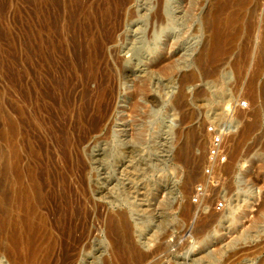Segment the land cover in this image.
<instances>
[{
	"label": "rangeland",
	"instance_id": "374dc122",
	"mask_svg": "<svg viewBox=\"0 0 264 264\" xmlns=\"http://www.w3.org/2000/svg\"><path fill=\"white\" fill-rule=\"evenodd\" d=\"M136 1V5L132 4L134 11L137 5L146 6L151 0ZM186 1L165 2L172 18L183 15L188 22L175 19L170 25L174 28L164 25L163 37L158 41L163 53L159 61L150 64L149 70L155 67L151 72H137L155 42L150 20L146 43L140 42L146 20L137 14L126 23L128 28L125 26L120 38L100 49L97 73L113 75L124 65L123 69L132 70L125 78L149 75V94L143 101L134 100L142 109L135 114L137 117L129 111L134 101L119 100L121 106H128H124V113H111L106 104L96 127L92 106L97 82L91 78L86 52L92 35L106 42L104 31L110 22L101 17L100 11L112 7V0H0V103L5 118L20 126L21 164L37 167L46 189L61 185L67 191L71 218L61 223L57 215L50 213L49 219L56 222L59 244L64 246L73 236L78 240L83 252L74 264L125 263L127 254L117 252V232L109 227L108 217L125 210L128 242L143 253V258L133 264H264V170L259 172L264 160V56L254 53L258 34L254 30L252 35L242 27L237 46L225 60L221 59L216 73H188L196 70L193 61L206 43L200 21L209 1L191 0L190 8L178 9L179 3ZM156 32L161 33L159 28ZM170 34L174 39H168ZM169 41L175 45L171 47ZM195 41L197 46L190 49L189 44ZM243 46L249 50L246 55L241 52ZM119 50L132 56L131 63L122 65L116 60ZM234 60L243 64L242 75L229 69ZM173 63L179 67L169 73L167 67ZM257 66L261 71L253 73ZM188 74L195 76L183 85L184 75ZM239 75L243 76L241 80ZM253 76L260 95L258 103L246 94ZM181 89L187 91L183 110L176 101ZM141 102H145L143 106ZM259 105L257 126L233 152L231 143L238 140L246 124L254 121L251 113ZM2 114L0 132L7 129ZM215 123L230 125L223 138L226 161L214 167L212 175H206V152L211 139L208 130ZM191 129L199 130L201 138L181 136L183 130L186 133ZM66 138L72 145H66ZM185 142L191 145L189 159L199 160L201 156V163L190 166L195 167L197 174L193 173V178L197 179L187 192L183 184L190 167H183L176 159ZM9 148V139L0 136V167L3 152ZM7 178L1 187H8L10 173ZM47 207L55 208L53 204ZM67 229L72 232L69 237ZM61 245L51 264H73V259H63ZM5 257L9 260L7 254ZM43 263L41 260L38 264Z\"/></svg>",
	"mask_w": 264,
	"mask_h": 264
},
{
	"label": "bare ground",
	"instance_id": "6f19581e",
	"mask_svg": "<svg viewBox=\"0 0 264 264\" xmlns=\"http://www.w3.org/2000/svg\"><path fill=\"white\" fill-rule=\"evenodd\" d=\"M135 1L136 0H112V2L114 3L113 6L111 5L112 7L107 6L100 11L101 17L110 22L108 28H106L104 31V33L106 35V42H105V39L103 41H101L100 37H98V36L92 35V37L90 38L91 44H90L88 52H86V61H87L88 68L91 69V71L93 72L91 78L96 79V82H97V86L95 87V90H94L95 92L93 94V96H94L93 102L94 101L95 102H94V106H92V107H95L93 110L95 112V115H93L94 117H92V119L94 120V124L96 125V127H98L100 121L102 120V111H103V108L106 104L110 108V111H112L111 113H113V112L114 113H116V112L124 113L126 111L124 108L125 107L127 108L128 106L127 105H124L125 107L121 106V102L119 101L121 98L127 99L128 101H131V102H133L136 99L137 100L140 99V101H143V100L147 99L145 97L147 94H149L148 78H147L149 75L146 77H138V78L132 77V78H134L132 80L124 77L126 74L132 72V70L123 69V68H125L123 65L124 63L125 64L131 63V57L132 56L131 55L127 56L128 52L123 53L122 50H119V52L117 53L118 55L116 56V60L118 62L122 63L123 68L120 67V68L116 69V71L114 72L113 75H107L105 73H97L99 71L98 61L100 58L99 57L100 49H102L105 46V44L108 43V41L117 40L118 38H120L122 36V33H124L126 31V28H125L126 23H128V21L130 19H132L134 17L133 15H135V14H137L136 16H138L140 18L142 17V19L145 18V20H146L143 27H141V31H140V35L142 36L141 39L137 37L138 39L141 40L140 41L141 43H142V41L144 43L146 41V38H147L146 34H148V33H146V28L148 26L147 23L150 20L151 26H152V34L154 36L152 38H154L153 40L155 41L154 46H153V49L150 48L151 50L149 49L148 53H146V56L143 59L144 60L143 64H141L140 66H138L136 64V66L139 67L137 72L146 74V73L151 72L153 70V68H155L152 66V68L149 70V67L151 66L150 64L151 63L153 64L154 62L159 61V59L161 58V55L163 53V47L161 48V44H159L158 41L163 37V31L162 30L164 28V25L166 24L167 27H169L170 25H172V23L175 21V19H178L179 22L180 21L183 22V20L185 22H188L186 19H184L186 16L184 17L181 14L180 15L183 16L182 18H181V16H178L176 14L177 16L174 15V17H173L174 19H173L172 18L173 14H171L168 11V9H166V7H167L165 5L166 0H151V1L149 0L150 2L148 0H146L145 3L148 1L149 4L146 6H143V5L138 6L137 5V7L135 9L137 11V13L132 8V4ZM208 1H209L208 2L209 5L207 6L208 8L205 12H203L202 21H200V23L202 22V25H201L202 29L201 28L200 29L202 30L204 37H207L206 43H204L206 45L204 46V44H203V48L199 47V48H202L201 50L199 49L200 51L198 50L200 52V55L198 57H196L193 61L194 62L193 66H195L194 68L196 70L189 71L188 73H208V74L209 73L210 74L216 73V68H217L218 63L220 61L225 60L226 56H227L226 54L229 53L230 51H232L235 46H237L235 44H236V41H238L237 36L240 33L238 31L242 27L246 28V30L244 29L246 32L252 31L251 34L254 33V30L257 31L258 35L255 34V36L256 37L258 36L257 37L258 43L255 42V45L256 44L257 45L255 47L256 52H254V53H256L257 55L260 54V55L264 56V0H208ZM191 2H192L191 0H187L186 3L182 2L185 4L184 6H181L182 3H179V6H177V7H178V9H182L183 7L190 8ZM109 3H110V1H109ZM121 5L122 6L127 5V7L123 6L125 8L124 13H123V17H124L123 19L121 18V12H120V10H121L120 6ZM192 5H193V2H192ZM195 6H196V4L194 5V7ZM182 13H185V12H182ZM186 15H189V14H186ZM180 19H182V20H180ZM179 22H178V24H180ZM172 26H170V27L174 28ZM156 28L160 29V31H161L160 34L158 32H156ZM138 29L136 28L135 30H138ZM128 30H130V28ZM201 30H200V33H201ZM132 31L133 30H131L130 32H132ZM242 31H241V33H242ZM252 35H254V34H252ZM247 36L249 38V34ZM247 36L245 39H247ZM171 37H172V35L170 37H168V39H171ZM250 37H252V36H250ZM172 38L174 39V36ZM253 38H255V37H253ZM173 39H172V41H173ZM201 39H202V37H201ZM134 40H135V35H134ZM195 40H196V38H195ZM255 40H256V38H255ZM250 42H251V40H250ZM170 43H171V47H172V45L174 43H172V42H170ZM196 43H198V41H195L194 43H190L189 48L191 47L190 49H192V47L197 46ZM253 43H254V41H253ZM132 44L135 45L134 42H132ZM169 46H170V44H169ZM244 47L245 46H243V49L241 50V52L246 55V54H248L249 50H247V48H244ZM173 48H176V47H173ZM145 49H144V52H145ZM126 51L132 52L131 50H128V49H126ZM199 52H197V53H199ZM122 53L124 55H122ZM174 56L175 55H173V57ZM143 57H144V54H143ZM224 57H225V59H224ZM221 59H223V60H221ZM181 62H184V61L182 60ZM222 63H224V62H221V64ZM229 63H231V62H229ZM183 66H184V64H183ZM230 66H231V68H229V67L228 68L232 69V72L239 73V74L244 73V66L239 61H237V60L232 61ZM118 67H119V64H118ZM178 67L179 66H177L173 63V65L172 64L168 65L167 70L170 71L169 73H171V71L173 72V70L178 69ZM219 67L220 66H218V68ZM141 68H142V70H139ZM222 68H224V67H222ZM222 68H220V70ZM164 69H165V67H164ZM156 70H157V68H156ZM164 71H163V73H164ZM175 71H177V70H175ZM260 71H261V69H259V67L257 66L253 70V73H259ZM188 75H184L183 85H184V83L187 82V80L193 79V77L195 76V74L192 76L190 74L189 76L192 77V78H190ZM167 76H168V74H167ZM127 77H130V76H127ZM238 77H240V80H241V78H243V76H240V75ZM102 78L104 79V81H102L103 80ZM106 78H108L107 82H106ZM181 79H182V76H181ZM239 83H240V81H239ZM179 87H180V85H179ZM179 87H178V89H179ZM263 90H264V88H263ZM181 91H182V89H181ZM186 92L187 91L183 90L181 93H179L180 95H177V97H176L177 98L176 99L177 104L178 105L180 104L181 107L184 106V104H186V100H187ZM155 93H157V92H155ZM161 93H163V92L161 91ZM246 94L253 103L259 102L260 95H259V91L257 89L256 84H254V76L250 80V84L248 86V90H247ZM203 99H204V97H203ZM111 101H113V103H111L112 105L109 104ZM137 102L138 101H136V102L134 101L133 102L134 104L133 105L131 104L132 106L130 107V110H129L131 112V114H134V116H136L135 114H137L138 110H142L141 106L139 104H137ZM214 102L216 103V101H214ZM238 102H240V100H238ZM141 103L143 106V104L145 102L144 103L141 102ZM260 109H261V105H259L258 107H255L253 109L251 114H252L254 121H252L249 124H246L244 126L243 130L240 132L238 140H235L234 143L233 142L231 143L230 147L233 150V152L237 151L238 145L240 143H242V140L245 139L249 135V133L257 126V122L259 121L258 116L260 115L259 114ZM176 110H177V108H176ZM182 110H183V107H182ZM3 112H5L3 110V104L0 103V114H2ZM4 114L5 113L2 114V118H3L2 120L4 123V127H7V129L3 128L2 131L0 132V136L4 140L6 138L9 139L10 148L5 153L3 152L4 161L0 167V263H2V264H38L39 261L43 260L44 261L43 264H51L52 262H50V261H53L51 259L55 255L57 249L60 248L61 244H59L60 241H59L58 235L56 234V230L54 227V225H56V222H54V224H53L51 222V220L49 219V215H50V213L55 214V216L56 215L58 216L59 222H61V223L66 222V219L72 215L71 212L69 211V210H71L70 209L71 208L70 207L71 202H69V199L67 196V191L64 187L59 185L56 187H51L49 189H46L44 184L41 182V175H40V173H38L37 167H35V166L24 167L23 164H21L22 158H21V154L19 151V145H18L20 137L22 135L21 130H20V126H19L17 121H15L13 119L9 120V119H11L9 117H8L9 119L5 118L6 115H4ZM193 120H194V118H193ZM200 122H202V121H200ZM182 123H184V121ZM181 125L183 126V124H181ZM183 127H180V128H183ZM184 130H183V132H181V136L189 137V138L190 137H194V138L198 137L199 138V135H200L199 130L197 131L195 129H191V130L187 131L186 133L184 132ZM178 131L180 132V129ZM200 138H201V135H200ZM65 142H66V145H72V141L69 140V138H66ZM185 143L186 144H183L179 148V151H178L179 153L177 152L178 156L176 159H177V162L179 161L180 163H183L185 165V166L183 165V167L188 168V166L190 167L193 164L195 166L196 163L200 162L199 160H201V156H200L199 160H197V158L196 159L195 158L189 159L188 153L190 151L189 149H190L191 145H190V143L188 144V142H185ZM202 143L203 142L201 141V145H202ZM31 152H32L31 154L33 156L36 155V151H31ZM193 168H195V167H193ZM193 168L190 167V170L187 171L188 172L187 177L185 176L186 179L184 181L185 183L183 184V189L186 192L190 188L192 181L197 179V178L196 179L193 178L194 175L197 174V172H194L195 169H193ZM263 170H264V160L262 162V165H260L259 172L261 173V172H263ZM8 173H10L11 177H12L10 179V181H8L9 182L8 187H5L6 185L1 187L3 185V183H1V182H4V180L8 177ZM185 173H186V171H185ZM193 173H196V174L193 175ZM197 176H195V177H197ZM239 194H241V193H239ZM243 200H244V197H243ZM51 204H53L55 206V208L50 209V207H47L48 205H51ZM187 206L190 207L191 205L187 204ZM183 209L184 208H182V211H184ZM186 210H187V208H186ZM72 212H73V210H72ZM187 212H188V210H187ZM187 212L185 211L183 213L185 215H188V213H190V211L188 213ZM189 215H191V214H189ZM108 217L110 219L109 220V224H110L109 227H111V230L115 231V233L117 232V239L116 240H118V242H119V244H118L119 246L117 247V252L122 250L123 253L125 252V254H127L126 255L127 258L125 259L124 264H133V262L135 260L138 261V259H140L142 257L143 253L141 255L139 250H137L138 248L136 249L134 246L130 245V243L128 242L129 240H128L127 236L129 234V232H128L129 229L127 227L128 223L126 224L128 212L125 210L124 212L118 213L116 216H112V218L110 216H108ZM54 219H55V217L53 216V220ZM66 224H64L62 226L64 227ZM70 228L71 227L69 225L68 229H70ZM71 231H73V230H71ZM65 232H67V231H65ZM70 233H72V232L69 231L66 233L68 237L70 236ZM62 235H64V234H62ZM73 237L67 238V239H69V241L67 240V243L64 246L61 245V247L63 246L61 251L63 254V256H62L63 259L65 261H69V260L73 259V264H74V262L77 263V260L79 258H81V253L83 251L79 249L80 247L78 248V245H77L78 240L73 238ZM136 244H137V242H136ZM114 251L116 252V250H114ZM5 254H7L9 256L8 257L9 260L6 259ZM56 255H57V253H56ZM63 263H65V262H63ZM71 263H72V261H71Z\"/></svg>",
	"mask_w": 264,
	"mask_h": 264
},
{
	"label": "built area",
	"instance_id": "2783aa9c",
	"mask_svg": "<svg viewBox=\"0 0 264 264\" xmlns=\"http://www.w3.org/2000/svg\"><path fill=\"white\" fill-rule=\"evenodd\" d=\"M229 126L228 124L215 123L208 130L209 134H211V139L206 152V175H212L214 167L226 161L223 138L229 133Z\"/></svg>",
	"mask_w": 264,
	"mask_h": 264
}]
</instances>
